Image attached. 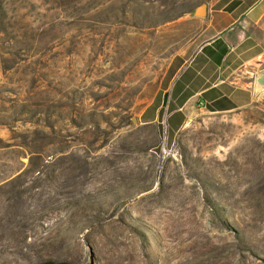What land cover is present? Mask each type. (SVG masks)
<instances>
[{
	"label": "rangeland",
	"instance_id": "rangeland-1",
	"mask_svg": "<svg viewBox=\"0 0 264 264\" xmlns=\"http://www.w3.org/2000/svg\"><path fill=\"white\" fill-rule=\"evenodd\" d=\"M232 1L0 0V264H264V55L248 107L169 93Z\"/></svg>",
	"mask_w": 264,
	"mask_h": 264
},
{
	"label": "crops",
	"instance_id": "crops-1",
	"mask_svg": "<svg viewBox=\"0 0 264 264\" xmlns=\"http://www.w3.org/2000/svg\"><path fill=\"white\" fill-rule=\"evenodd\" d=\"M261 1L240 15L237 10H225L227 6L214 11L209 24L181 57L169 89L173 104L197 103L216 111L253 104L255 93L244 67L261 60L264 52L241 26L262 22Z\"/></svg>",
	"mask_w": 264,
	"mask_h": 264
},
{
	"label": "trees",
	"instance_id": "trees-1",
	"mask_svg": "<svg viewBox=\"0 0 264 264\" xmlns=\"http://www.w3.org/2000/svg\"><path fill=\"white\" fill-rule=\"evenodd\" d=\"M259 0H234L230 3H228L226 6L228 11H234L237 10L238 15L244 13L245 11H247L250 7H252L254 4H256ZM3 11V9H0ZM178 68V67H177ZM176 68L174 72L178 71ZM180 68V66H179ZM178 68V69H179ZM172 75V74H171ZM211 111H216L215 109L211 108Z\"/></svg>",
	"mask_w": 264,
	"mask_h": 264
},
{
	"label": "water",
	"instance_id": "water-1",
	"mask_svg": "<svg viewBox=\"0 0 264 264\" xmlns=\"http://www.w3.org/2000/svg\"><path fill=\"white\" fill-rule=\"evenodd\" d=\"M195 15L198 17H206L208 15V5L205 4L198 7L195 11ZM256 80L257 84L261 88V92L264 94V71Z\"/></svg>",
	"mask_w": 264,
	"mask_h": 264
}]
</instances>
